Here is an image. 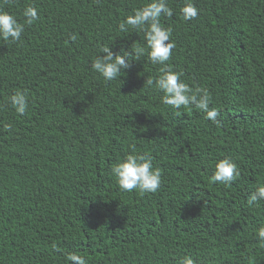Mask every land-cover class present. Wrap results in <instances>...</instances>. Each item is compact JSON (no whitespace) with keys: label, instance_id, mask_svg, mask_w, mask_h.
Segmentation results:
<instances>
[{"label":"trees","instance_id":"1","mask_svg":"<svg viewBox=\"0 0 264 264\" xmlns=\"http://www.w3.org/2000/svg\"><path fill=\"white\" fill-rule=\"evenodd\" d=\"M147 2L2 5L21 22L33 5L40 18L19 42L0 41V264H65L70 251L89 264H264V200L247 203L264 185V0H192L191 21L187 0H168L173 15L161 16L176 44L168 63L210 92L220 127L164 105L146 84L160 68L146 54L111 82L91 69L100 46L143 42L118 24ZM17 90L29 97L23 116L7 104ZM133 150L162 170L156 193L125 192L110 174ZM225 156L241 173L231 185L210 179Z\"/></svg>","mask_w":264,"mask_h":264},{"label":"clouds","instance_id":"2","mask_svg":"<svg viewBox=\"0 0 264 264\" xmlns=\"http://www.w3.org/2000/svg\"><path fill=\"white\" fill-rule=\"evenodd\" d=\"M11 4L12 0H0V41L17 43L21 40L25 27L39 20L38 9L28 5L23 9L24 20L21 22L16 15L5 10L3 4ZM184 21L196 19L199 9L192 0H187L181 8ZM173 9L169 7L168 0H148L147 3L135 9L131 15L118 24L120 32L135 30L142 33L143 42L136 45L134 50L113 52L111 45H102L98 48L91 62V69L98 73L105 82L119 79L125 74V70L131 68L133 61L141 60L147 55L152 65H159V75L148 78L146 84L150 88L159 91L161 101L173 109L194 108L205 114V119L211 121L217 127L222 126L219 119L220 111L210 107L211 94L202 87L193 89L182 79V73L173 70L168 62L176 47L172 39V29L161 24V16L171 17ZM72 42L77 40L76 35L70 37ZM104 53L103 56L98 55ZM7 104L16 114L23 116L29 109V97L23 90H17L7 98ZM3 130L13 131V124H3ZM154 158L147 153H138L135 150L125 153L111 168V175L115 178L119 189L125 192L139 190L142 193H156L162 183L163 175L159 167L154 166ZM241 175L238 165L228 156L219 159L214 164V170L210 177L213 183L231 185ZM264 200V185H259L249 193L247 203L250 207L256 206ZM255 237L258 244L264 247V225L255 229ZM65 264H89L86 256L75 252L64 254ZM178 264H198L197 259L189 255L182 256Z\"/></svg>","mask_w":264,"mask_h":264}]
</instances>
